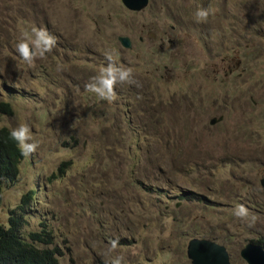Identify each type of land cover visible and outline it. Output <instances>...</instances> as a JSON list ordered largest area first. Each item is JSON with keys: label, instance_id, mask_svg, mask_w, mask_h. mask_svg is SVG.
Returning <instances> with one entry per match:
<instances>
[{"label": "rangeland", "instance_id": "1", "mask_svg": "<svg viewBox=\"0 0 264 264\" xmlns=\"http://www.w3.org/2000/svg\"><path fill=\"white\" fill-rule=\"evenodd\" d=\"M35 28L56 38L42 57ZM107 54L132 69L111 102L85 87ZM0 101V127L37 145L1 183L0 225L30 191L21 233L48 230L59 264H190L193 237L245 264L264 237V0H0Z\"/></svg>", "mask_w": 264, "mask_h": 264}, {"label": "trees", "instance_id": "2", "mask_svg": "<svg viewBox=\"0 0 264 264\" xmlns=\"http://www.w3.org/2000/svg\"><path fill=\"white\" fill-rule=\"evenodd\" d=\"M0 113L10 115L9 103L0 101ZM10 130L0 127V189L3 181H12L17 174V166L23 155L18 142L10 137ZM60 170V166H58ZM180 199L188 201L210 202L199 194L184 192ZM31 202V192L20 197L19 204L8 211L6 226L0 225V264H59L57 256L60 250L51 246L52 236L48 230L30 231L24 237L21 228L25 224L23 215ZM210 237L217 238L216 235ZM223 240V239H221ZM247 243L260 246L264 251V237L258 235L244 239ZM124 242V241H121Z\"/></svg>", "mask_w": 264, "mask_h": 264}, {"label": "clouds", "instance_id": "3", "mask_svg": "<svg viewBox=\"0 0 264 264\" xmlns=\"http://www.w3.org/2000/svg\"><path fill=\"white\" fill-rule=\"evenodd\" d=\"M209 15L208 10L200 9L197 11V16L201 18V20H206ZM39 31H43L47 34V39L44 41V45L41 49L40 55L43 56L46 52H50L52 48L56 45V38L50 35L46 29H37ZM17 51L20 56L26 61L29 60L30 57H34L36 54L33 53L26 45L17 44ZM106 59L108 60L107 67H102L101 75L99 78L93 77L92 81L98 79L100 87L97 88L94 84L88 83L85 87L89 92H95L100 94V98L102 100H108L109 102L116 99L115 85L117 83H132V79H129L132 76V69L125 67H117L116 63L113 61V55L107 54ZM33 61H29L31 64ZM102 89H106V93L102 91ZM10 137L18 142V147L21 151L22 155H29L34 152L37 145L35 143L27 144L26 140L31 139L30 128L27 124H21L18 128L13 129L10 132ZM240 209L239 212L234 211V215L238 218H244L248 215V210L245 208L243 204L236 205V209ZM112 248L115 249L118 245V241L113 240L111 242ZM123 260V256H117L115 260L112 261V264H121Z\"/></svg>", "mask_w": 264, "mask_h": 264}, {"label": "water", "instance_id": "4", "mask_svg": "<svg viewBox=\"0 0 264 264\" xmlns=\"http://www.w3.org/2000/svg\"><path fill=\"white\" fill-rule=\"evenodd\" d=\"M122 5L129 10H139L143 8L147 0H120ZM120 45L128 47L127 37H117ZM214 119H211L212 122ZM259 185L264 192V176L259 179ZM186 257L190 264H230L225 247L214 241L204 238H190L186 243ZM239 257L245 264H264L263 249L252 243H246L239 250Z\"/></svg>", "mask_w": 264, "mask_h": 264}, {"label": "flooded vegetation", "instance_id": "5", "mask_svg": "<svg viewBox=\"0 0 264 264\" xmlns=\"http://www.w3.org/2000/svg\"><path fill=\"white\" fill-rule=\"evenodd\" d=\"M236 65V64H235Z\"/></svg>", "mask_w": 264, "mask_h": 264}]
</instances>
